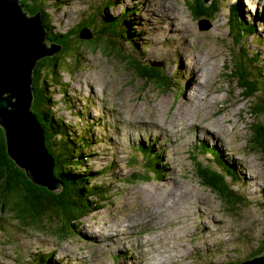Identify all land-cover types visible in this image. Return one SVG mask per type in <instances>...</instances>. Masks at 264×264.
Instances as JSON below:
<instances>
[{"label":"rangeland","instance_id":"obj_1","mask_svg":"<svg viewBox=\"0 0 264 264\" xmlns=\"http://www.w3.org/2000/svg\"><path fill=\"white\" fill-rule=\"evenodd\" d=\"M150 1L151 4L162 3L166 8L177 7L186 24H192L199 35L188 37L185 34L183 38L181 34H175L179 37H173L172 45L163 44L172 39L162 40L158 36L160 28L166 29L162 21L174 24L176 16L169 20L165 13L168 18L153 24L150 19L143 18L144 4L137 0H39L48 27V44V38H56L58 34H76L80 24L91 22L97 8L107 14V32L96 41L81 42L78 33L76 38L70 39L73 46L58 55H61L60 70L54 84L59 79L61 84L49 90L56 101V116L70 124L76 142H84L87 146L83 148L82 157L87 161L80 159L79 165H85L94 175L89 182H103L104 196L102 206L82 217L81 221H75L73 230L62 238L59 218H52L56 221L53 224L45 220L44 225H25L19 217L10 215L3 205L0 188V264H47L46 261L49 264H157L156 260L164 261V264H237L259 255L260 250V254L264 252V188L252 181L250 174L256 171L264 181V161L253 143L251 129L258 118L251 113V102L244 99L231 76V71L239 68L237 63L245 66L252 73L250 78L256 79L259 100L264 101V13L257 10L255 0H201L205 5L221 4L208 20L201 19L203 16L191 9L189 0ZM232 6L241 12L237 14L235 26L229 27ZM155 13L160 16L162 11ZM250 21L255 24V30ZM91 27L90 32L101 28L99 15ZM158 38L162 42L155 45ZM111 39L116 40L115 45ZM175 40H180L182 45L178 42L180 46H176ZM96 42L98 45L95 46ZM243 51L249 53L247 57H254L255 65ZM165 52L168 53L163 57ZM256 54L260 59H255ZM144 67L147 72H159L158 78L165 85L158 88L153 83H146L136 72ZM194 70H197V81L204 86L196 83L192 74ZM86 74L93 82L90 88ZM191 85L202 89V95H193L196 91L189 89ZM206 90L212 96H207ZM32 95L34 100L33 90ZM228 117L233 122L237 120V129L232 127ZM262 120L264 122V118ZM135 121L160 122L172 132L180 130L181 135L190 132L191 127L185 123L192 121L211 134H205L206 137L195 129L187 136L189 140L175 146L172 139L163 134L175 140L176 136H170L166 129L155 128L160 133L149 134L142 128H133ZM40 128L42 130L41 125ZM241 131L242 137L239 136ZM213 133H219L231 142L234 155L216 142ZM42 134L45 146V131L42 130ZM243 138L248 150L241 142ZM66 143L62 139L57 142V147L66 146L65 155L69 159L72 151L70 144ZM213 149L220 154L219 157ZM48 153L55 162L49 150ZM69 161L73 166L74 161L71 158ZM249 161L258 168L253 171ZM223 163L235 168L236 178L226 175L228 171ZM201 168L205 173L206 168L220 169L225 173L216 186L226 195V202L219 192L207 187L199 178ZM168 171L171 174H167ZM159 185L179 191L182 197L191 193L195 200L198 197L207 200L212 207L211 213L231 226L226 237L232 235V243L222 245L226 242L218 230L208 236L205 223L211 227L216 225L210 221L204 223V218L200 217L202 214L196 210L193 215L196 221L192 222L188 237L176 239L174 248L170 236L178 226L172 222L176 220L163 223L165 211L149 202L157 197L151 191ZM7 190L5 187V192ZM239 195L244 199L238 200ZM73 201L80 203L81 200L74 196ZM204 207L210 210L208 205ZM152 211H155L153 215L160 212L157 221L150 214ZM127 220L135 223V227L129 229L133 232L128 233L133 238L123 235L120 244H116L109 233L95 234L93 237H98L101 245L89 238L90 234L100 232L105 221L126 227ZM154 235L159 239L151 241ZM168 248L174 254L179 250L178 258L170 254ZM153 249L160 250L161 254L154 257L156 252Z\"/></svg>","mask_w":264,"mask_h":264},{"label":"trees","instance_id":"obj_2","mask_svg":"<svg viewBox=\"0 0 264 264\" xmlns=\"http://www.w3.org/2000/svg\"><path fill=\"white\" fill-rule=\"evenodd\" d=\"M188 2L197 15L203 16L201 19L211 20L213 14L220 7V2H214L211 5H205L201 0H189ZM20 4L27 15H35L37 13H39L41 17L44 15L42 11L44 8L40 5L39 0H20ZM230 11L228 25L232 27L235 26V22H238L237 14L241 11L233 6L230 7ZM104 13V10L101 8L94 10L91 16V22L84 25L80 24L76 30V34L71 33V35L68 36L65 34H58L56 38H48L49 44L56 42L57 45H61V51L52 57L39 60L33 72L32 89L34 100L32 102V110L37 116L39 124L45 131L47 138L46 146L55 158L54 175L55 179L61 184V190H51L44 185L37 184L33 177H31L30 172L9 156L6 135L3 128L0 127V188L4 196L2 198L3 205L8 208V213L10 215L19 217L25 225H44L45 220L53 224L56 221L52 218H59L61 223L59 233L62 238L67 235L69 230H73L72 227H74L75 221H81L82 217L90 215L102 206L104 189L102 188V181L98 182V184L89 182L88 180L90 178L94 179V175L85 165H79V162H81L80 159L82 161H87L82 159L83 148L87 146L84 145V142H76L77 138L71 134L73 131L70 124L64 119L56 116L54 110L56 101L54 97H51L49 90L55 85L61 84V79L54 84L55 77L60 70L61 55L60 57H58V55L73 46L70 39L76 38L77 33L79 34L82 29L90 28L91 24L96 22L98 15L101 20V28L92 32L93 37L91 39H81L79 35V40H81V42H94L96 38L98 39L107 32L106 27L109 24L105 23L107 14ZM43 25L48 30L45 22ZM250 25H252L253 30H255V24L250 21ZM111 40L112 41H109L115 45L116 40ZM96 45H98V42L95 43V46ZM243 52L244 56L247 57L249 53ZM247 59L252 60L253 65H255L254 57L249 56ZM255 59H260V55L256 54ZM237 67L239 68L231 71V76L234 77V83L241 89L244 99L251 102V113L258 118L251 126L252 138L253 143L256 145L257 152L261 154V158L264 161V122L262 120V118H264V101L262 100L261 102L258 98L256 79L250 78L252 74L251 71L245 66H241L239 63H237ZM136 72L138 76L144 78L145 82L148 84L153 83L158 88L165 85L162 80L158 78L159 72H147L145 67L137 69ZM261 73L260 70V76H262ZM143 87L145 88L144 84ZM62 139L67 142L65 145L68 143L70 144L68 146L71 147L72 152L70 153L69 159L71 158L74 161L73 166L69 159H66V146L57 147V142ZM86 139H88V137ZM79 143H81V147ZM203 147L210 149L205 144H203ZM203 147L201 148L204 150ZM213 151L217 157L220 156L216 150L213 149ZM223 164L228 171L226 175L230 176L232 179L236 178L235 168L228 163ZM206 171L207 173L201 168L198 174L199 178L203 180L207 187L219 192L225 201L224 198L226 195L216 186L218 181L223 180L225 173L214 168H206ZM5 187L8 189L6 192ZM74 196L80 198V203L73 201ZM236 198L238 200L244 199L242 195ZM94 204L96 205L92 208ZM49 212L53 214L50 215ZM260 252L262 251L260 250L259 254ZM263 254L264 252L260 255ZM46 263L49 264L48 261H46Z\"/></svg>","mask_w":264,"mask_h":264},{"label":"water","instance_id":"obj_3","mask_svg":"<svg viewBox=\"0 0 264 264\" xmlns=\"http://www.w3.org/2000/svg\"><path fill=\"white\" fill-rule=\"evenodd\" d=\"M80 37L89 39L93 33L84 29ZM45 40L39 13L29 17L19 0H0V127L8 153L37 184L61 190L54 175L55 162L44 146V129L31 110L33 69L39 60L61 50L60 45H48ZM239 264H264V254Z\"/></svg>","mask_w":264,"mask_h":264},{"label":"bare ground","instance_id":"obj_4","mask_svg":"<svg viewBox=\"0 0 264 264\" xmlns=\"http://www.w3.org/2000/svg\"><path fill=\"white\" fill-rule=\"evenodd\" d=\"M125 1L126 0H123V2H125ZM137 1H141L144 4V8H143L144 15H143V18L150 19V21L153 22V24H154V22H157L158 23V22L162 21L163 19L168 18V17H165L164 16L165 13H167V15L169 16V18H168L169 20H172V17L173 16H176V18H174V20H173V23L174 24H171V21H170L169 24H167V22L162 21V24L166 26V29L160 28L159 30L161 32L158 31V36H160V38H162V40L163 39H172V41H168V44L167 43H163V44H166L168 46L172 45L173 44V40H174L173 37H175V38H178L179 37L178 35H175V34H179V35L181 34V36L183 38H184V35L185 34L188 35V37L190 35H192V36L199 35L198 33H196V30L193 28L192 24L191 25L190 24H188V25L186 24V19L183 17L182 13H180L178 11L177 7H175V6H169L168 8H166V7L163 6L162 3H154V4H151L152 2L150 0H146V1L145 0H137ZM255 3L257 5V10L259 12H261V13H264V0H255ZM158 10H161L162 11V13H161L160 16H157V14L155 13ZM160 25H158V27ZM184 25L187 28H185ZM164 31H168V33L165 34ZM170 32H171V34H170ZM172 34H174V35H172ZM160 38H158L156 40V44L155 45H158L160 42H162V41H160ZM175 41L176 42L174 44L176 46H180V45H177L178 42L182 45V43H181L180 40H175ZM186 49H187V51H189L188 50V47H186ZM166 53H168V52L163 53L162 56L164 57V55ZM196 60H197V56H196ZM182 61H183V59H182ZM169 62H171V60H169ZM154 65H160V64H154ZM183 65L184 64L182 63V69H184V66H185V65L184 66ZM179 69H181V66L179 67ZM192 74L194 75V78H196V83L198 85L204 86V84H202L201 82H198L197 81V77H198L197 70L192 71ZM208 75H210V74H208ZM86 78L89 81V88H90V85H91V83L93 84V82L91 81V77L89 76V74H86ZM196 86L197 85H195L194 87H192V85H191V87L189 89H192L193 91H196L193 94L195 96L202 95V89H199ZM95 89H96L97 93H99V90H98V86L97 85H96ZM206 93H207V96H212V95H210L208 93L207 90H206ZM218 111H221V110L218 109ZM118 114H120V110H118ZM206 118H208V117H206ZM228 119L230 120L232 127H235L237 129V120L235 122H233V119L231 117H228ZM131 121H134V120H131ZM147 124H149V126H147ZM176 124H179V123H176ZM176 124H174V125L176 126ZM185 124L187 126L189 125L191 127L190 132L192 130L195 131V129H197L198 132H200V133H202L204 135L205 134H208V135L211 134V131H209V133H208V129H204V128L202 129L200 124H195L192 121L191 122H188V123H185ZM207 125H210V124H207ZM132 127L135 128V129H137V130H138V128H142L145 131H147L149 134H152V133H155V134L156 133H160V132L156 131L155 128L156 129L164 128V129H166V131H168V133H169L170 136H172V137L176 136L177 139L175 140V139L170 138L169 136H166L165 134L162 133L166 138L168 137L169 139H172V142H173V144L175 146H179L181 144H184L187 141V139H188L187 136L190 133V132H187L186 134L181 135L180 134V130H178V131L175 130V131L172 132L170 130L171 128L164 127V125H161L160 122L159 123L157 122V124H154L152 122H146V121H135V122H133V126ZM215 128H217V126H215ZM217 131H218V129H217ZM213 134H214V138H217L216 139V142H219L220 145L223 144L226 147V149L230 150L231 154L234 155L233 154V149H231V147H230V143L231 142H227V140H226V138L224 136H219V133H213ZM240 134L241 135H239V136L242 137V131L240 132ZM208 135H205V136L208 137ZM198 137H200V136H198ZM205 139H208V138H205ZM158 140L160 141V139H158ZM243 140H244V138L241 140V142L244 145V141ZM244 147H245V150H248V148H246V145H244ZM168 152L169 151L167 150L166 151V154ZM176 153H178V152H176ZM242 164L245 166L244 169L246 171H248L246 169V168H248V167H246V164H244L243 162H242ZM249 164L253 165V166H250L249 165V167H251L252 170L258 168V166L255 165L252 161H249ZM167 174H171V172L168 171ZM250 174H251V177H252V181H254L255 183L257 182L262 188H264V181L262 179V175L261 174L260 175L257 174L256 171H254L253 173H250ZM247 180L249 181V179H247ZM259 180H260V183L258 182ZM172 182H174V181H172ZM174 185L176 186V182H174ZM170 189H172V188H167L165 185H159V186L154 187L152 189L151 193H152V195L154 197L155 196H157V197H155L152 201H149V202L154 203L156 206H158L160 208L161 211H165V213H164V222L163 223H165V221L176 220V221H172V222H176V224H178V226L172 232V234L170 236L171 237L170 239H173V241H174L173 242V247L174 248H175V244H176V239H179V240H182L183 239L184 240L185 237H188V232L191 229V226L194 224L192 222L196 221V219L193 217V215L197 212L196 210H198V212L200 214H202V215H200V217L204 218V223L206 221H210V222H214L215 225H216L215 227H211L210 224L205 223V227L204 228H205V230H206L205 232L208 234V236L212 235L213 232H215V231L218 230L217 232L221 233L222 238L226 242L225 244H222V245L229 244L230 242L232 243V240L231 239L233 238V236L232 235H229L228 238L226 237L228 234H230V231L232 230V229L228 228V227H231V226L228 225L227 223L221 222L219 220V218L216 215H214V212L211 213L212 212V207H211V205H209V203H208L207 200H204V198H200V197H198V199L195 200V197L190 196L191 193H190V195H184L182 197V196H179L181 194L179 191H176L175 189H172V191L169 192ZM174 191H176V192L173 193ZM171 193H173V195L170 196V197H168L167 195H169ZM204 205H208L209 208H210V210L207 211L205 209ZM154 212L155 211H152L150 214L153 215ZM153 216L156 217V218L155 217H153V218L157 221V217L160 216V212L157 213L156 215H153ZM134 227H135V223H133V221L130 222V221L127 220L126 227H124L123 224H119V225H116L115 224V225H113L112 222L105 221V222H103V224L99 228L100 229V232L98 231V233H92V234H90L89 235V238L92 240V242H97V244L101 245V243L99 241L100 239L98 237H93V236L95 234H98L99 235V233L102 234V235H104L106 233H109V237L112 238L111 239L112 242H114L116 244H120V242H121L120 239H122V236L123 235L128 236V237L129 236L132 237V235L131 234H128V233H132L133 231H129V229L131 230ZM197 229H198V227H197ZM113 230H115V231L114 232H111ZM113 233H115V234H113ZM199 237H200V239L202 241H205V238L203 236H199ZM158 239H159V236L158 235L157 236L154 235L153 237H151L150 240L151 241H156ZM186 249H189V248H186ZM153 251L156 252V254L154 255V257H156L159 254H161L160 253V250L153 249ZM169 252L172 255H177V258H178V256H179V250L176 251V254H174L172 252V249H169ZM187 255H189V253L184 254V256H187ZM67 257H69V256H67ZM156 261H157V264H159V263L164 264V261H161V260H156ZM130 264H132V262ZM154 264H156V263L154 262Z\"/></svg>","mask_w":264,"mask_h":264},{"label":"clouds","instance_id":"obj_5","mask_svg":"<svg viewBox=\"0 0 264 264\" xmlns=\"http://www.w3.org/2000/svg\"><path fill=\"white\" fill-rule=\"evenodd\" d=\"M19 2H20V0H19ZM24 11V10H23ZM24 13H25V11H24ZM26 14V13H25ZM36 15V14H35ZM27 16H29V17H31V16H34V15H27ZM41 16V15H40ZM42 18V21L44 20V18H43V16L41 17ZM44 22H45V20H44ZM44 22H43V24H44ZM86 29H89V28H86ZM85 29V30H86ZM82 30H84V29H82ZM81 30V31H82ZM90 30V29H89ZM92 30V32L94 31L93 29H91ZM45 31H46V35H47V29L45 28ZM80 31V32H81ZM80 32H79V35H80ZM91 32V33H92ZM46 39H47V36H46ZM81 39H83V38H81ZM89 39H91V38H89ZM85 40H87V39H85ZM46 41V40H45ZM47 43V42H46ZM54 43H56V42H54ZM48 44V43H47ZM52 44V43H51ZM51 44H48V45H51ZM57 44V43H56ZM61 46V45H60ZM61 48H62V46H61ZM61 51V50H60ZM59 51V52H60ZM58 52V53H59ZM52 56H54V55H52ZM52 56H48V57H52ZM46 58V57H45ZM34 70H35V68L33 69V72H34ZM32 86H33V73H32ZM33 90V89H32ZM33 102V101H32ZM31 110H32V108H31ZM33 111V110H32ZM10 156V155H9ZM54 173H55V168H54ZM79 178V177H78ZM65 182V181H64ZM256 256H261L260 254L259 255H254V256H252V257H250V258H247V259H251V258H254V257H256ZM247 259H245V260H247ZM242 261H244V260H241V261H239L237 264H239L240 262H242Z\"/></svg>","mask_w":264,"mask_h":264},{"label":"flooded vegetation","instance_id":"obj_6","mask_svg":"<svg viewBox=\"0 0 264 264\" xmlns=\"http://www.w3.org/2000/svg\"><path fill=\"white\" fill-rule=\"evenodd\" d=\"M221 147H224V146H221ZM225 148V147H224Z\"/></svg>","mask_w":264,"mask_h":264}]
</instances>
